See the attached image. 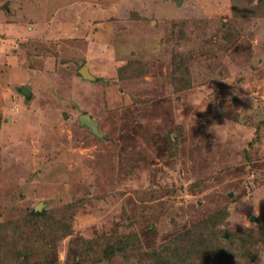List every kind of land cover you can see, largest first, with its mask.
Masks as SVG:
<instances>
[{
	"label": "rangeland",
	"instance_id": "1",
	"mask_svg": "<svg viewBox=\"0 0 264 264\" xmlns=\"http://www.w3.org/2000/svg\"><path fill=\"white\" fill-rule=\"evenodd\" d=\"M176 1L0 0V264H259L264 0Z\"/></svg>",
	"mask_w": 264,
	"mask_h": 264
},
{
	"label": "trees",
	"instance_id": "2",
	"mask_svg": "<svg viewBox=\"0 0 264 264\" xmlns=\"http://www.w3.org/2000/svg\"><path fill=\"white\" fill-rule=\"evenodd\" d=\"M42 214H43L42 212L32 211L30 218L31 220H33V222H37L38 218ZM174 243L175 244L169 246L168 255H167L168 252H166L168 250L165 251V249L162 247V250H158L157 252H152L148 254L144 252L145 253L144 260H147L149 262L148 264H194V261H191L189 259L190 258L189 251L186 250L185 252L184 247H182L178 242H174ZM47 264H51V263L48 262Z\"/></svg>",
	"mask_w": 264,
	"mask_h": 264
},
{
	"label": "water",
	"instance_id": "3",
	"mask_svg": "<svg viewBox=\"0 0 264 264\" xmlns=\"http://www.w3.org/2000/svg\"><path fill=\"white\" fill-rule=\"evenodd\" d=\"M176 2H177V4H179V3H180V0H177ZM80 73L83 75V77H85V78H87V79H93V76L88 72V69H87L85 66L81 67V69H80ZM20 91H21L24 95H26V97H28V96L30 95V91H29V90L27 89V87H25V86H21ZM79 119H80L81 124H85V125H87L88 127L91 128V130H92L95 134L98 135V131H97V123H96V122H95V121H94L89 115H82V116L79 117ZM35 209H36V210H39V209H40V206L37 205V206L35 207Z\"/></svg>",
	"mask_w": 264,
	"mask_h": 264
},
{
	"label": "clouds",
	"instance_id": "4",
	"mask_svg": "<svg viewBox=\"0 0 264 264\" xmlns=\"http://www.w3.org/2000/svg\"><path fill=\"white\" fill-rule=\"evenodd\" d=\"M259 264H264V255L259 256Z\"/></svg>",
	"mask_w": 264,
	"mask_h": 264
},
{
	"label": "crops",
	"instance_id": "5",
	"mask_svg": "<svg viewBox=\"0 0 264 264\" xmlns=\"http://www.w3.org/2000/svg\"><path fill=\"white\" fill-rule=\"evenodd\" d=\"M5 45V44H4ZM1 50H3L4 51V48H3V46H1Z\"/></svg>",
	"mask_w": 264,
	"mask_h": 264
}]
</instances>
